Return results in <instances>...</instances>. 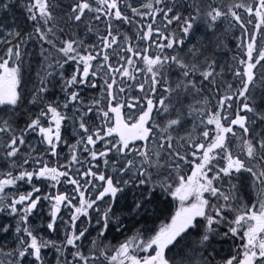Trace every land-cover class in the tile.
<instances>
[{"label":"snow or ice","instance_id":"6c2138e0","mask_svg":"<svg viewBox=\"0 0 264 264\" xmlns=\"http://www.w3.org/2000/svg\"><path fill=\"white\" fill-rule=\"evenodd\" d=\"M19 7L0 264H264V0Z\"/></svg>","mask_w":264,"mask_h":264},{"label":"rangeland","instance_id":"374dc122","mask_svg":"<svg viewBox=\"0 0 264 264\" xmlns=\"http://www.w3.org/2000/svg\"><path fill=\"white\" fill-rule=\"evenodd\" d=\"M20 4H21V0H13V6H14V9H15V14L16 16L19 18V19H23V16H22V10L20 9ZM222 52H225L224 49H221ZM225 54H228V53H225ZM33 72H35V69H33ZM3 237H0V241H3Z\"/></svg>","mask_w":264,"mask_h":264},{"label":"trees","instance_id":"16d2710c","mask_svg":"<svg viewBox=\"0 0 264 264\" xmlns=\"http://www.w3.org/2000/svg\"><path fill=\"white\" fill-rule=\"evenodd\" d=\"M252 195L255 196V193L253 192Z\"/></svg>","mask_w":264,"mask_h":264}]
</instances>
